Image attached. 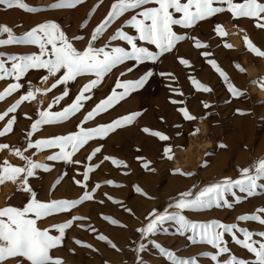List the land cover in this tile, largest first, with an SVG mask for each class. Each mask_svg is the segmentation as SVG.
Here are the masks:
<instances>
[{
    "label": "rangeland",
    "instance_id": "374dc122",
    "mask_svg": "<svg viewBox=\"0 0 264 264\" xmlns=\"http://www.w3.org/2000/svg\"><path fill=\"white\" fill-rule=\"evenodd\" d=\"M20 2L38 11L32 13L0 4V26H7L13 36L22 37L37 25L53 22L74 47L83 51L115 0H83L73 7L58 9H52L51 5L59 0ZM258 2L264 3V0ZM134 14L125 13L111 23L93 46L100 48L107 44L106 50L112 47L130 50L125 42L109 38ZM175 17L179 18L180 14L176 13ZM258 23L264 24V20L234 19L229 11H224L191 27L174 25L173 31L185 39L177 42L171 52L160 55L155 62L137 65L129 60L118 65L85 93L91 98L82 101V107L74 115L63 121L41 124L36 130L32 125L41 119L40 113L47 111L54 116L62 112L74 102L83 86L96 77L82 75L48 91L63 70L56 77L49 76L45 69H30L19 80L15 79V74L5 75L0 79V94L12 84L21 87L0 99V115L7 112L0 119V132H5L0 135V146H8L0 148V169L6 166L5 162L7 166L27 167L31 161L42 167L34 169L33 175L27 177L30 191L23 190L24 174H19L14 181L5 174L4 182L0 183V209H23L33 194L35 200L42 203L80 201L85 194L89 195L91 199L83 200L76 207L47 216L52 219L51 224L44 225V219L36 221L38 228L49 230L52 236L60 235L54 226L72 221V226L65 229L60 246L49 252L62 264H171L161 249L180 260L194 259L196 264H227L233 257L253 264L254 256L235 242L243 240L238 229H246L253 234V241L260 242L259 233H264V224L251 219L241 221L238 217L255 215L264 219V212L258 211L264 209V180L257 181L261 187L251 195L233 187L225 192L220 207L180 211L169 205L182 199L181 193L190 192L185 199H193L209 185L225 179H241V169H252L264 160V56L257 54L264 52V27H257ZM217 25L221 26L219 33ZM123 30L137 35L131 27ZM245 38L257 52L246 45ZM6 39L7 33L0 34V40ZM197 41L204 47H195ZM137 44L154 53L159 51L155 45L140 41ZM33 54H39L35 45H0V61H4L8 73L14 62L11 57ZM180 58L188 65L180 63ZM148 72L152 76L143 87L84 122V117L112 95L113 90L123 92V88H116L118 80L137 81ZM193 80L211 91L198 90ZM229 85L240 95H233ZM65 90L68 95L57 100ZM29 91L34 93L33 97L8 112ZM181 109H186L193 119H186ZM136 113L139 115L131 122L88 140L70 161L48 159L60 154L57 146H36L37 141L77 134ZM9 121H13L11 130L6 131ZM145 128L168 139L162 141L143 131ZM9 137L15 141L7 142ZM97 148L100 151L93 154ZM17 150L23 159L15 154ZM225 201L230 207L225 206ZM154 212L179 214L196 223L218 221L236 225L233 233H225L222 238L221 246L229 251L219 253L212 245L200 242L192 232L181 234L174 221H166L155 233L146 235L141 230L154 219ZM101 236L103 240L99 239ZM213 255L217 256L215 261L211 259ZM19 259L22 258L5 264H16Z\"/></svg>",
    "mask_w": 264,
    "mask_h": 264
},
{
    "label": "snow or ice",
    "instance_id": "6c2138e0",
    "mask_svg": "<svg viewBox=\"0 0 264 264\" xmlns=\"http://www.w3.org/2000/svg\"><path fill=\"white\" fill-rule=\"evenodd\" d=\"M81 2H83V0H59L58 3L52 4L51 8L73 7L75 4ZM0 4H7L8 7L17 6L24 11L32 13L38 11L36 8H31L21 3L20 0H0ZM150 4L154 6L144 7ZM224 5H227V7H224ZM224 11H229L234 19L247 17L264 20V15H262L264 14V3H259L258 0H242L240 3H236L235 0H115L107 16L93 30L91 39L83 51L74 47L58 25L53 22L37 25L22 37L13 36L11 30L7 26H0V34H8V39L0 40V45L24 43L35 45L39 48V54L11 57L10 59L14 61L11 66V73H8L4 68V61H0V73H4V75H0V79H4L5 75L15 74V79L19 80L30 69H45L49 76L56 77L57 74L61 73L63 70V74L51 85V88L48 89V91H51L52 88H56L59 84H67L69 81H74L77 77L82 75L91 74L96 77V79L91 80L88 84L83 86L74 102L69 107L64 108L62 112L54 116L50 115L47 111L40 113L41 119L37 120L32 125L33 130H36L41 124L63 121L70 115H74L82 107V101L91 98L90 96H86L85 93L95 88L102 82L103 77L118 65L129 60L135 61L137 65L145 61L155 62L160 55L171 52L177 42L185 39L184 36L177 35L173 31L174 25L191 27L200 20L207 19L212 15ZM128 12H135V14L132 15L120 29H117L114 35L109 39L110 41L119 40L125 42L130 50H126L124 47H112L110 50H106L108 47L107 44L104 47L95 48L93 43L107 30L111 23ZM176 13L180 14L179 18L175 17ZM126 27L134 29L137 35L133 36L126 33L123 30ZM257 27H264V24L258 23ZM216 30L219 33L221 26L217 25ZM76 39H79V37ZM137 41L155 45L156 49L159 51L156 53L149 51L147 47L138 46ZM245 43L253 52H257L247 38H245ZM194 46L197 48L204 47V45L200 44L198 41ZM257 54L264 56V52H258ZM180 63L186 66L188 65V62L183 58H180ZM213 67H215V65H213ZM220 75L222 77L224 76L222 72ZM150 76H152V73L148 72L137 81L120 82L118 80L116 88H123V92L116 93L115 90H113L112 95L102 100L84 117V122L94 119L96 115L103 111H107L109 107L118 103L121 99H124L132 91L143 87ZM42 79L47 80V77H43ZM192 83L198 90L205 92L211 91V89L199 84L195 80H193ZM20 87L19 84L10 85L9 88L5 90V93L0 94V99H3L5 95L11 94ZM229 89L232 91L233 95H240L231 85H229ZM33 95L34 93L29 91L17 101L16 105L9 108L8 112L14 111L20 103L33 97ZM67 95L68 91L65 90L63 95L56 99H63V97ZM172 102L176 103V101ZM205 107H207V105H205ZM181 111L186 119H193L186 109H181ZM4 115H7V112L0 115V119H3ZM138 115L139 113L122 117L113 121L111 124L102 125L94 129L82 130L77 134L37 141L36 146H57L60 148V154L51 156L48 159H63L65 161H70L71 156L79 150V148L83 147L88 140L95 136L106 135L109 131H114L117 127L123 126L124 123L131 122L135 116ZM12 123L13 121H9L6 131L11 130ZM143 131L150 135L157 136L162 141L168 139L167 136L158 132H151L147 128ZM4 134L5 132H0V135ZM31 146L30 144L29 147ZM7 147V145L0 146V148ZM69 147L71 151L67 150ZM99 151L100 149L97 148L94 150L93 154ZM167 151L166 149V152ZM15 154L21 156L19 150H17ZM21 158L23 159L22 156ZM105 159H108V157H105ZM113 163L117 162L113 161ZM5 165L3 169H0V183L4 182L5 174H7L8 179L13 181L19 174H24V191H30L27 186V177L33 175L34 169L42 167V165L31 161H28L27 167L7 166V162H5ZM145 167H147V165H145ZM240 172L242 176L241 179L235 181L225 179L222 183L209 185L202 189L193 199H185L191 195L190 192L181 193L182 199L177 201L175 205H169V207L174 206L180 211L185 209H206L213 205L220 207V201L223 200L225 192L231 191L233 187H238L241 192L251 195L258 187H261V185H258L257 181L264 180V160L256 163L252 169L244 168L241 169ZM250 172L253 174H250ZM85 179H87V173H85ZM137 191L139 192L140 189L137 188ZM88 199H91V197L85 194L81 197L80 201H54L52 203H42L36 201L33 194V198L23 209L15 207L0 209V264H5L6 261L14 258H22L17 260L16 264H24L25 261H27L28 264H62L60 259L51 257L49 252L51 249L60 246L65 229L72 226V221L69 220L59 226H54L60 233L59 236L49 235V230L47 229H39L36 221L58 212L68 211L76 207L78 203ZM225 206L230 207L226 201ZM258 211L264 212V209ZM152 215H154V219L150 221L145 229L141 230L146 235L148 233H155L158 226L162 225L164 222L174 221L179 225L181 234H184L186 231L192 232L193 236L199 237L200 242L212 245L221 254L229 251L227 247L221 246L223 245L222 238L224 234L233 233V230L237 227L234 224L225 225L218 221H211L208 223L190 222L179 214L157 215L154 212ZM238 219L241 221L249 219L258 220L259 223L264 224V219L255 215L241 216L238 217ZM111 223L116 222L111 221ZM238 230L243 235V240H236L235 242L247 249V251L254 256L255 259L253 264H264V233H259L262 240L256 242L252 240V233H249L246 229ZM193 236H189V239L192 240ZM99 239L103 240L104 237L101 236ZM77 243L80 242L77 241ZM161 252L168 257L171 264H196L194 259L191 261L180 260L171 252H164L163 249H161ZM211 259L215 261L217 256L213 255ZM227 264H247V262L233 257L227 261Z\"/></svg>",
    "mask_w": 264,
    "mask_h": 264
},
{
    "label": "bare ground",
    "instance_id": "6f19581e",
    "mask_svg": "<svg viewBox=\"0 0 264 264\" xmlns=\"http://www.w3.org/2000/svg\"><path fill=\"white\" fill-rule=\"evenodd\" d=\"M6 141L10 143V142H14L15 140H14L13 138H10V137H9V138L6 139ZM41 219H44V220L46 221V222L44 221V222H45L44 225H45V224H51V222H52V219H50V218L43 217V218H41ZM41 219H38V220H41ZM42 226H43V225H42ZM39 229H43V227H42V228L39 227ZM48 229H52V228H48ZM50 233H51V232H50Z\"/></svg>",
    "mask_w": 264,
    "mask_h": 264
}]
</instances>
